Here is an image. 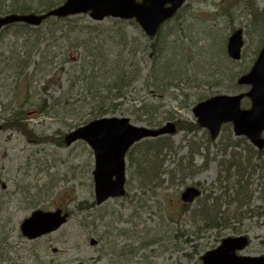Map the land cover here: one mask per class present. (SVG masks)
Listing matches in <instances>:
<instances>
[{
  "label": "rangeland",
  "instance_id": "1",
  "mask_svg": "<svg viewBox=\"0 0 264 264\" xmlns=\"http://www.w3.org/2000/svg\"><path fill=\"white\" fill-rule=\"evenodd\" d=\"M9 1L0 0V8L5 10ZM78 16V21H91L86 14ZM262 16L264 0H187L178 18L183 29L157 40H164L166 56L168 52L174 56L179 35L177 44L187 54V72L179 86H169L157 94L152 82L141 78L129 88L114 116H126L132 124L148 127L146 118L161 124L168 120L195 122L192 108L198 101L221 93L245 92L247 86L238 87L231 79L249 70L262 46L264 19L258 24ZM107 20L101 23L107 25ZM71 24L47 23L41 31L26 33L15 24L0 32V124L21 107L24 121L36 135L58 138L73 129L71 117L83 119L81 115L87 111L78 106L51 111L59 112L58 118L42 116L34 107L44 101L48 104L52 98L60 99L73 82L69 76L77 75L74 65L79 61V49L68 55L65 46H45L52 41L51 36H58ZM237 28L243 30L244 44L240 59L232 60L226 55L225 44ZM126 30L129 36L140 37L133 25ZM37 34L40 48L30 44ZM150 42L142 39L138 46L143 49ZM31 48L35 63L20 68ZM180 51L181 68L186 56ZM65 54L70 62L61 68ZM138 56L145 74L151 64V51ZM71 91L75 96L80 89L75 85ZM197 98L200 100L192 104ZM249 106V100L242 99L241 107ZM62 111L65 117L72 116L58 120ZM151 140L146 139L149 144ZM155 145L164 147L161 152L167 172L161 176V185L154 184L150 189L140 183L135 171L143 153L136 150L131 154V163L126 158L125 194L97 204L92 179L94 156L84 141L61 146L54 142L32 143L11 129H0V264H200V256L208 249L219 245L223 238L239 235L248 238L241 255H264V214L219 228H207V220L200 214L202 205L214 204L213 198L219 211L230 209L216 181L219 166L225 168L232 157L233 162L238 157L244 159L252 153L250 148L255 150L254 146L245 137L234 136L230 124L222 125L214 140L207 129L198 127L195 132L180 130L162 136ZM229 170L234 172L233 168ZM244 178L249 182L248 191H255L251 200L254 203L249 207L254 209L261 203L258 189L263 187L264 171L245 174ZM187 186L199 188L201 195L184 204L180 194ZM57 208L68 213V220L59 229L33 239L22 235L20 224L33 210Z\"/></svg>",
  "mask_w": 264,
  "mask_h": 264
},
{
  "label": "trees",
  "instance_id": "2",
  "mask_svg": "<svg viewBox=\"0 0 264 264\" xmlns=\"http://www.w3.org/2000/svg\"><path fill=\"white\" fill-rule=\"evenodd\" d=\"M62 1L63 0H10V4L6 5L5 10L0 8V13L20 14L42 12L60 4ZM182 9L183 6L164 24L166 25V32L164 35H162L160 30L153 39L146 38L133 20L108 19L107 25H104L101 22L94 23L92 21H78L77 18L80 16H73L66 18H48L38 27H30L22 23H17L16 25L20 27V32L23 31L24 33L28 30L41 31L43 28H46L45 25L47 23H72V26L64 32H61L58 36H51L52 41L45 46L46 48L56 44L59 47L65 46V51L68 55L72 51H76L77 49L80 50L79 61L74 65V67H77V75L72 73L69 76L70 80L73 82L68 86L67 90L62 92L60 96L61 98H52V101L48 104L44 101L34 107L37 108L39 114L42 116L54 118L59 117V112L51 113V111L65 110V108H69L68 106H78L84 108V111L86 109L87 112L81 115L83 118L81 121L78 117L72 118V115L70 116L71 118L65 117L66 112L62 111L63 116L58 120H66L70 118L73 124L70 123L72 125L71 127L75 128L92 119L114 115L118 106L122 103V100L129 91V88L139 82L141 78L150 80L154 85L157 94L164 92L169 86H179L183 74L187 72L185 63L187 60V54L184 51V47L181 44H177V38L179 35L175 39V46L173 47V52L175 53L174 56H170L169 52L168 56H166L167 51H165L166 49L163 44L164 40L159 42L157 40L160 39L161 36H166L170 32L177 33L183 29V24H180V21L178 20ZM262 19H264L263 16L260 17L258 24H260ZM128 25H133L138 29L139 38L128 35L126 30ZM38 39L39 34H37L36 38L32 40L33 42L30 43L32 47H41L42 44ZM142 39L151 42L148 45H143L142 47L144 48L140 49L141 45H138ZM180 49H182L186 56L185 59L182 60L183 64L181 68L178 66V62L183 57ZM148 50L151 51V64L148 67L149 70L147 73L144 74L142 73V67L140 66L141 59L138 54L143 53L144 55ZM32 51L33 48L29 50L27 59L22 61L19 66L20 68L29 67L35 63V59L31 56ZM222 55L224 56V54ZM19 62L20 60L16 62V66H18ZM68 62H70V60L67 55H63V58L61 59V68H63ZM239 73H243V71ZM239 73L232 76L231 83L241 87V85H238L237 83ZM184 77H187V75L185 74ZM75 85H77L78 90L80 89V91L73 96L71 90ZM77 95H79V97H77ZM158 96L162 95H157V97ZM198 100L200 99L197 98L193 100L192 104ZM79 102L81 103L76 104ZM146 105L147 103L143 102L142 106ZM156 112L158 111H154V113ZM24 113L25 112L21 107L16 108L13 113L3 119L0 124L1 129H11L20 133L32 143L54 142L59 146L65 144V134L63 137L59 136L58 138L53 136L36 135L30 128L29 124L24 121ZM146 119L147 124L151 127H157L161 124L155 122V119L153 118ZM175 124L177 132L180 130L195 132L199 127L194 121L175 120ZM161 140L162 136L152 138L150 142L152 144H149L146 139L141 140L135 143L127 152V157L130 163L132 162L131 154H133L134 151L139 150L143 153L142 159L139 158L140 160L137 163L135 173L137 174L140 183L142 182L150 189H152L154 184L160 186L162 183L161 176L167 172V170L163 168L164 153L161 151L164 147L168 148L169 144L164 147L162 145L160 147L155 145V143H158ZM250 150L252 153L250 154L248 152L244 159L238 157L237 159H234L235 162H233L234 157H232V161L226 164L227 166H225V168L223 164H220L216 181L220 185L219 189H221L222 196L228 200L226 201V204L227 206H230V209L219 211L220 206H216L215 198H213L214 206L207 203L202 205L203 207L200 214H202L203 219L207 220V228H219V225L225 227L230 225V222H233L234 220L241 221L242 219L251 216L258 217L259 215L264 214V210H258L264 209V183L263 187L258 189V195L261 200L260 205L254 206V209H249L250 205H253L254 203L251 200L253 192L255 191H248L247 186L249 182L247 180L245 181L244 175L257 172L258 170L264 171V160H261L262 154L264 153L263 149L253 150V148H250ZM195 154H197L196 151L193 155ZM159 156H161V158H159ZM258 161L260 162L259 164ZM242 165H244V168ZM232 168L234 169V172H230L229 169ZM223 172L224 174L222 175ZM233 204H235L234 208L232 207ZM205 206H210L211 208ZM183 209H186V207H183Z\"/></svg>",
  "mask_w": 264,
  "mask_h": 264
},
{
  "label": "water",
  "instance_id": "3",
  "mask_svg": "<svg viewBox=\"0 0 264 264\" xmlns=\"http://www.w3.org/2000/svg\"><path fill=\"white\" fill-rule=\"evenodd\" d=\"M186 0H64L58 6L42 13H9L0 15V30L16 22L38 26L48 17L64 18L76 14H88L93 21L107 17L134 19L148 37H154L161 25L173 16ZM243 46V31L234 30L226 41V54L239 60ZM237 83L247 85L248 90L238 94H217L200 101L192 108L200 127L209 131L215 139L220 127L230 123L235 136H244L257 149L264 147V42L248 72ZM250 101L249 108H241V100ZM176 127L168 121L158 128L133 125L128 117H101L79 126L65 135L67 145L82 140L93 151L94 195L99 204L108 197L124 194L125 161L127 150L139 140L166 134H174ZM200 195L197 187H186L180 195L185 203ZM68 214L61 209L42 211L36 209L20 224L22 234L30 239L51 233L66 222ZM248 243L245 235L229 236L219 246L201 257V264H264V255H237Z\"/></svg>",
  "mask_w": 264,
  "mask_h": 264
}]
</instances>
